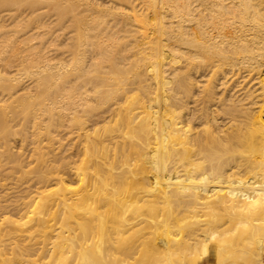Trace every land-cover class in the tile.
<instances>
[{"label":"bare ground","instance_id":"bare-ground-1","mask_svg":"<svg viewBox=\"0 0 264 264\" xmlns=\"http://www.w3.org/2000/svg\"><path fill=\"white\" fill-rule=\"evenodd\" d=\"M163 4L171 27L141 32L148 50L139 52L141 59L129 60L132 54L119 47L120 32L133 34L141 22L124 10L102 24L91 51L88 34L69 33L65 65L53 64L48 74L40 75L49 67L39 65L41 53L33 55L32 74L64 82L40 110L62 102L65 117L85 115L91 128L74 131L82 145L70 168L76 198L67 197L63 177L51 170L0 195V211L35 212L30 222L2 218L0 264H32L34 245L46 252L35 236L50 237L58 223L51 248L45 247L56 264H198L208 252L198 232L206 229L215 237L216 264H255L249 250L259 237L240 233L247 251L232 255L219 217L248 215L259 222L255 229H264V0ZM148 80L156 84L153 91ZM25 89L0 96L19 99ZM0 120L7 123L4 113ZM23 193L19 202L8 198ZM54 205L69 214L51 225ZM78 209L87 217H75ZM194 216L203 219L187 220ZM183 228L189 233L179 238ZM93 229L96 240L85 236Z\"/></svg>","mask_w":264,"mask_h":264},{"label":"rangeland","instance_id":"rangeland-1","mask_svg":"<svg viewBox=\"0 0 264 264\" xmlns=\"http://www.w3.org/2000/svg\"><path fill=\"white\" fill-rule=\"evenodd\" d=\"M122 10L134 15L138 21H141L138 22V27H132V30L134 29L133 34L120 32L118 39L119 47L122 46L123 49H126L124 52L132 54L129 60L135 61L142 58L139 52L148 51L145 49L146 44H143L147 39L142 37L141 32L150 34L152 30L150 26L152 25L153 28L155 24L163 29L164 27H171L165 18L163 0H40L36 2L32 0H0V75L4 77L0 80V94H7L30 87L29 90L25 89L24 92L22 91L24 94L19 99L0 96V116L4 113L7 121L6 125L0 120L1 196L5 192H10L9 187H13L14 183H23L28 180L35 183L41 173L45 175L51 170L63 177V181L67 185V197L76 198L75 192L78 190V182L75 181L70 168L76 166L82 157L80 152L82 145L75 137L74 131L79 127L85 130L90 129L91 123L86 120L87 117L85 115L78 116L75 120H72L70 115L65 117L62 102L52 106L49 112L43 113L44 111L40 110L39 104L50 103L47 98H54L55 85L57 84L58 87H61L64 82L61 77L56 75L47 76L46 78L40 77V75L48 74L55 70L53 64L65 65L68 59L67 51L71 42L67 38L69 33L79 31L83 32V34H88L86 50L91 51L102 36V34L97 35L102 24L104 22L111 24L113 22L112 16H117L114 12L121 13ZM139 26H143V28H139ZM91 27L95 28L90 29ZM94 32H97L96 35ZM162 43L164 51L167 50L168 47L165 46L166 40L164 37H162ZM39 52L43 56V61L40 59L39 65L47 64L49 67L47 71L40 75H35L32 74V71H34L33 55ZM166 56L168 57L166 61L170 60L167 54ZM7 60L12 63L10 66H6V63L4 64ZM175 61L177 59L171 60V62ZM177 64L174 63V66L177 67ZM263 68L264 66L260 68V72ZM194 78V75L190 76L191 81H194ZM206 78L204 77L203 79L205 80ZM203 79H197L200 81V85H202ZM148 82L150 91H153L156 84L150 80ZM167 86H173V83ZM190 91L194 92V87ZM82 121H86V123L81 125L80 122ZM17 195L10 194L8 198L19 202V200L21 201L27 196L25 193ZM63 208V205H54L52 207L50 224L58 223L68 216L69 213L67 211L63 212ZM29 210L30 212L22 213V215L17 210L0 211V225L4 223L2 219L4 216H9L13 219H18L20 216L22 217L20 222H30L35 216V212L34 208ZM74 215L79 219L87 217L81 209L74 210ZM195 217H189L187 220L192 222L199 219L198 216L196 219ZM240 217L242 219H237L234 216L224 217V215L219 217L220 223H224L223 229L220 228L219 231H226V228L228 230L224 235L228 241L226 245L228 253H233L232 255H234L247 251V246L239 238L240 233L254 238L259 237L260 240L257 238L258 241L256 240L255 247H250L253 250L250 249L249 252L252 253L254 258L253 263L264 264V229H255L259 222L254 221L253 217L248 215H240ZM240 219L241 223L238 222ZM110 221L108 220V223H106L108 228L109 226L110 228L112 227ZM236 221L238 223L237 226L234 225ZM262 222L264 226V220ZM58 224L50 229L53 231H51L52 233L50 232V237L49 235H36V241H44L45 243L42 242L44 244L41 246H47V249L51 248L49 242L54 240L55 233L59 230L57 228L60 227V224ZM76 229V235L81 237V229L78 227ZM207 230L204 231L207 232ZM92 231L85 235L86 238L87 235L91 236V238L98 237V230L93 229ZM204 231L202 234L200 233L201 231L198 232V236H203L200 238L201 246H208V252L207 256L199 261L198 264H216L215 246L214 243H211L215 240V237H208L209 233L204 234L206 233ZM176 233L179 238H182L188 235L189 229L183 228L179 231L177 230ZM91 238L85 244H89ZM80 240L81 242L84 241L83 239ZM36 241H31V243ZM45 247L43 251L47 252ZM33 249L35 251L31 252L33 255L31 256L32 264H56L54 259L56 260L57 256L55 254H53L54 258L51 254L46 257V252L43 254L42 249L40 250L38 245H34ZM50 257L52 258L50 259ZM229 264H232V261Z\"/></svg>","mask_w":264,"mask_h":264}]
</instances>
